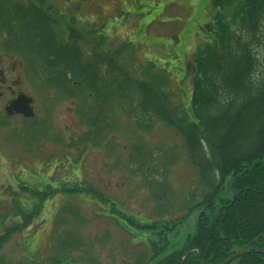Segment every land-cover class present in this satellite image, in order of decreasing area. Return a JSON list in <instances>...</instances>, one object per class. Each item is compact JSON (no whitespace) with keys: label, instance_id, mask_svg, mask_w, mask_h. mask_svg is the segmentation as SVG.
I'll return each mask as SVG.
<instances>
[{"label":"rangeland","instance_id":"1","mask_svg":"<svg viewBox=\"0 0 264 264\" xmlns=\"http://www.w3.org/2000/svg\"><path fill=\"white\" fill-rule=\"evenodd\" d=\"M47 1L54 3L52 5L67 17L78 13L76 23L83 28L92 27L91 34L104 32L108 42L103 47L122 49L123 64L132 74L146 80L163 79L172 100L190 109L192 57L203 43L202 27L210 19L209 16L202 18L207 12L202 16L201 13L210 0ZM262 32L257 47V77L264 75V26ZM0 42L5 44L2 35ZM85 47L93 49V44ZM181 49L185 50V56L180 53ZM184 57L189 71L187 77L183 71ZM18 58L12 53L9 65L18 67L14 76L21 80L19 87L35 95L37 105L47 106L50 115L45 112L36 122L14 117L13 127L5 130L0 124V226L9 220L18 221L20 217L15 213L30 218L0 250L6 264H52L63 240L66 239L67 244L70 238L74 242L77 238L81 241L75 244L73 258L65 259V264H134L139 258L143 261L151 256L145 240L148 236L157 238L156 232L162 229H166L169 238L166 252L181 247L196 232L200 213L205 209L202 203L205 187L200 182L198 168L189 157L184 137L158 119H152L148 129L137 126L125 112V108L135 107L139 101V96L132 94L123 105L115 102L114 130L101 144L88 141L87 150L79 153L85 149L81 138L87 128L80 114L81 99L62 96L51 85L40 89L38 82L41 80L36 82L22 69ZM9 78H13L10 73ZM71 141L75 143L73 149ZM136 143L155 152L153 169L158 172L149 180L130 162L132 146ZM79 179L82 186H92L115 200V204L112 200L90 197L95 194L88 192L90 195L68 191ZM31 188L44 191L43 196L36 195ZM221 194L233 197L229 178ZM116 201L127 207L137 222H149L151 218L163 220L158 231L140 229L136 223L123 219ZM45 205L50 209H44ZM34 218L36 227L32 223ZM173 218L177 222L170 229L162 227ZM39 233L40 239L35 246ZM231 264H237V260Z\"/></svg>","mask_w":264,"mask_h":264},{"label":"trees","instance_id":"2","mask_svg":"<svg viewBox=\"0 0 264 264\" xmlns=\"http://www.w3.org/2000/svg\"><path fill=\"white\" fill-rule=\"evenodd\" d=\"M214 7L204 41L193 56L192 101L187 109L171 102L161 82L134 77L97 47L92 59H83L80 36L72 33L71 43L59 40L55 18L39 0H0V29L11 32L14 46L43 67L60 69L62 83L92 97L95 132L104 134L111 125L106 109L113 95L127 98L135 91L140 113L134 107L130 113L134 111L138 123L144 124L143 115H152L184 137L205 187V209L196 232L168 253L166 229L156 230L159 221L137 222L142 229L158 231L157 238L148 236L150 262L137 264H222L236 248L248 249L237 264H264V75L256 76L264 0H214ZM105 62L109 65L106 74L101 66ZM52 77L56 78L53 73ZM141 156V163L134 155L132 161L149 179L155 172L146 167L152 153L145 150ZM228 177L233 197L221 194ZM120 210L133 221L128 210ZM176 222L166 221L162 227L170 229ZM7 237L8 233L0 236V248Z\"/></svg>","mask_w":264,"mask_h":264},{"label":"flooded vegetation","instance_id":"3","mask_svg":"<svg viewBox=\"0 0 264 264\" xmlns=\"http://www.w3.org/2000/svg\"><path fill=\"white\" fill-rule=\"evenodd\" d=\"M72 33V32H69ZM77 33L82 37L83 34L80 31H77ZM87 56V53L84 54ZM82 57V55H81ZM12 58L11 50L7 46H3L0 43V116L3 114V117L0 121L1 125H8L9 119L11 117H21L22 119H34L36 118V115L41 112V110L38 108L36 104V99L34 98V101L32 102V105L34 106L35 115L32 117H26L20 113L13 112L12 114H8L6 111L7 105H9L12 100L21 92H26L22 88L19 87V82L21 81L19 78H15L14 71L18 68L14 64H12V67H10V61ZM31 71H35L38 74H50L53 73L56 78L55 85L60 87V69H55V71H52L48 68H39V69H31ZM9 73L13 78H9ZM70 75V74H68ZM27 93V92H26ZM40 239V235L36 238V242Z\"/></svg>","mask_w":264,"mask_h":264},{"label":"water","instance_id":"4","mask_svg":"<svg viewBox=\"0 0 264 264\" xmlns=\"http://www.w3.org/2000/svg\"><path fill=\"white\" fill-rule=\"evenodd\" d=\"M31 98L27 96L26 94L20 95L18 98H16L13 102V106L9 109V111H12V109H16L17 111L23 112L26 115H31V106H30ZM247 250H242L239 252L234 253L231 255L228 259H226L222 264H228L235 258L243 255L246 253Z\"/></svg>","mask_w":264,"mask_h":264}]
</instances>
